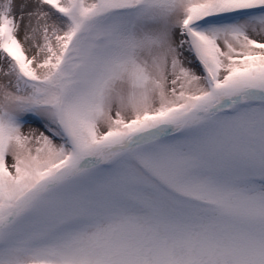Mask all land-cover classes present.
Masks as SVG:
<instances>
[{
    "label": "snow or ice",
    "instance_id": "obj_1",
    "mask_svg": "<svg viewBox=\"0 0 264 264\" xmlns=\"http://www.w3.org/2000/svg\"><path fill=\"white\" fill-rule=\"evenodd\" d=\"M0 264H264V0H0Z\"/></svg>",
    "mask_w": 264,
    "mask_h": 264
},
{
    "label": "rangeland",
    "instance_id": "obj_2",
    "mask_svg": "<svg viewBox=\"0 0 264 264\" xmlns=\"http://www.w3.org/2000/svg\"><path fill=\"white\" fill-rule=\"evenodd\" d=\"M22 36H23V31H21V38H22ZM25 47H26V50H27V54L29 55V57H31L33 54H34V49H29V46L26 44L25 45ZM33 126H38V125H33ZM25 131H28V128L26 127L25 128Z\"/></svg>",
    "mask_w": 264,
    "mask_h": 264
}]
</instances>
